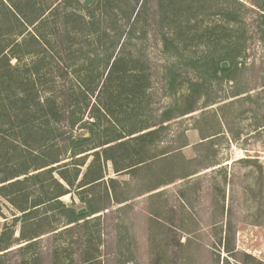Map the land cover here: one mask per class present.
Segmentation results:
<instances>
[{
    "label": "rangeland",
    "instance_id": "374dc122",
    "mask_svg": "<svg viewBox=\"0 0 264 264\" xmlns=\"http://www.w3.org/2000/svg\"><path fill=\"white\" fill-rule=\"evenodd\" d=\"M108 1L125 11V61L136 77L125 79L107 116L99 97L83 108L97 117L94 143L122 138L82 153L81 165L62 142L61 163L76 164L67 176L102 174L98 181L68 187L53 171L21 175L0 193V232H13L0 264H22L18 207L61 190L69 192L32 210L25 230L40 235L26 264H264V0ZM79 47L86 42L63 39L55 75L64 100L79 86ZM218 57L230 78L210 74ZM87 202L99 211L86 229L80 220L51 231L69 226L62 204Z\"/></svg>",
    "mask_w": 264,
    "mask_h": 264
},
{
    "label": "trees",
    "instance_id": "16d2710c",
    "mask_svg": "<svg viewBox=\"0 0 264 264\" xmlns=\"http://www.w3.org/2000/svg\"><path fill=\"white\" fill-rule=\"evenodd\" d=\"M92 1L89 6H84V0H73L70 8L68 0H61L55 5L49 4V0H0V170L4 174L0 178V193L20 182L17 177L21 175L36 180L56 171L68 187L77 184L79 188L103 178L99 174L88 182L80 180L76 183L77 170L72 178L66 174L69 171L67 168L72 166L74 169L76 164L71 161L61 163L59 155L62 142L67 141L71 156L79 159L81 165L84 164L82 153L122 138L118 136L94 143L98 137L97 117L91 113L95 120L86 118L83 105L87 107L93 96L99 97L101 107L98 112L102 110L101 114L107 116L111 103L122 97L125 79L136 77L132 74L134 71L126 67L131 61H125L127 54L124 50L130 28L125 30V19L120 15L125 12L124 9L112 6L108 0ZM104 37L107 45L100 43ZM64 38L83 40L87 44L85 49H78L84 62L74 77L79 86L72 89L66 100L62 99L63 89L57 88L56 84V78L61 75H55V69L59 70L62 60ZM123 40V47L121 44L117 51L118 44ZM223 60L224 57L210 59L209 71L215 78H230L232 69L220 67ZM95 152L98 158L99 152ZM28 161L31 163L21 167ZM57 184L64 188L61 183ZM68 192L61 190L54 196L18 207L22 229L17 249L22 264L27 263L29 256L26 254H32L31 250L40 235L35 230H25V226L31 224L32 210L58 200L59 196ZM87 204L86 211L80 214L77 209L66 208L62 204L66 224L83 220L86 229L92 218H96L91 216L99 211L90 202ZM70 228L72 225L62 229L52 228L51 231L61 234ZM12 236V229L0 232V259L10 252ZM92 259H84L83 264H92Z\"/></svg>",
    "mask_w": 264,
    "mask_h": 264
},
{
    "label": "water",
    "instance_id": "95a60500",
    "mask_svg": "<svg viewBox=\"0 0 264 264\" xmlns=\"http://www.w3.org/2000/svg\"><path fill=\"white\" fill-rule=\"evenodd\" d=\"M90 1H91V0H84V2H83L84 6L89 5ZM227 65H228L227 61H222L221 64H220V67H221V68H226ZM85 211H86L85 208H81V209H78V210H77V213L80 214V213H83V212H85Z\"/></svg>",
    "mask_w": 264,
    "mask_h": 264
}]
</instances>
